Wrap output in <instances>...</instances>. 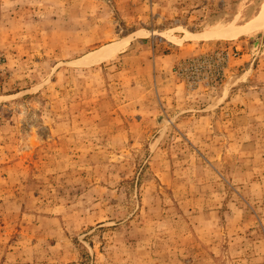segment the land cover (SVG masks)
<instances>
[{
    "label": "rangeland",
    "instance_id": "rangeland-1",
    "mask_svg": "<svg viewBox=\"0 0 264 264\" xmlns=\"http://www.w3.org/2000/svg\"><path fill=\"white\" fill-rule=\"evenodd\" d=\"M261 9L0 0V264H264Z\"/></svg>",
    "mask_w": 264,
    "mask_h": 264
},
{
    "label": "bare ground",
    "instance_id": "bare-ground-1",
    "mask_svg": "<svg viewBox=\"0 0 264 264\" xmlns=\"http://www.w3.org/2000/svg\"><path fill=\"white\" fill-rule=\"evenodd\" d=\"M262 10V9H261ZM243 25V24H242ZM264 29V9L260 11L257 15H255L251 20H249L245 25L243 26H235V25H228L225 28H222L220 30H216L215 32L211 31V33H202V34H196V35H189L187 34V39L190 37L198 38L202 40H234L243 34L255 32L258 30ZM127 45V42L115 44L109 47H106L104 49H101L95 53H93L91 56H89L85 60V64L93 66L97 61L102 60L104 58L110 57L113 54L119 52L122 48H124Z\"/></svg>",
    "mask_w": 264,
    "mask_h": 264
}]
</instances>
